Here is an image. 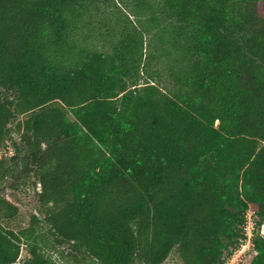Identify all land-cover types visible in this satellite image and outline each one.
Returning <instances> with one entry per match:
<instances>
[{
  "label": "trees",
  "instance_id": "16d2710c",
  "mask_svg": "<svg viewBox=\"0 0 264 264\" xmlns=\"http://www.w3.org/2000/svg\"><path fill=\"white\" fill-rule=\"evenodd\" d=\"M100 1L0 0V184L37 200L15 229L0 197V264H224L264 221V0H161L157 67L137 29L89 45Z\"/></svg>",
  "mask_w": 264,
  "mask_h": 264
},
{
  "label": "rangeland",
  "instance_id": "374dc122",
  "mask_svg": "<svg viewBox=\"0 0 264 264\" xmlns=\"http://www.w3.org/2000/svg\"><path fill=\"white\" fill-rule=\"evenodd\" d=\"M153 13L141 12L136 13L131 4V0H101L93 9L89 20H86V27L84 29V36L89 45L95 49L103 50L110 47L118 34L124 29H137L142 32L143 52L147 54L152 52L154 59L151 61L150 66L157 67L163 65L164 58L157 56L162 53V49L166 48V54H169L168 61L176 54V45L174 40L179 38L180 35L176 33L174 23H171L161 12L162 1L151 0ZM172 21V20H171ZM175 22V21H172ZM165 62V61H164ZM168 64L165 62V65ZM144 80L142 79L141 82ZM218 121L215 122L217 124ZM5 147L0 150V157L8 156ZM5 159L2 157L0 161ZM9 161L8 159H5ZM31 177L28 178V183L19 186L17 189H10L5 187V182H1L0 197L5 198L8 202L14 204L18 208V216L15 223L12 225L15 229L23 227L27 224L28 215L37 212V200L34 196ZM248 211V209H247ZM246 211V212H247ZM258 217V216H257ZM259 218V217H258ZM260 219L258 226L255 228V236H260L261 228L264 230V221ZM241 224V230L243 232ZM263 226V227H262ZM264 235V234H263ZM242 237V236H241ZM240 237V238H241ZM253 237V238H254ZM239 238V239H240ZM239 241V240H238ZM235 244L230 249V253L226 255L225 260L232 264H247L248 254L237 252L238 248ZM53 259L56 264H66L63 260L59 259L56 253H53ZM27 256L25 249L21 251L20 258L23 259ZM237 262V263H235ZM252 262V261H251ZM250 262V264H251ZM224 263H226L224 261ZM162 264H180V259L175 250H173Z\"/></svg>",
  "mask_w": 264,
  "mask_h": 264
},
{
  "label": "built area",
  "instance_id": "2783aa9c",
  "mask_svg": "<svg viewBox=\"0 0 264 264\" xmlns=\"http://www.w3.org/2000/svg\"><path fill=\"white\" fill-rule=\"evenodd\" d=\"M7 152L10 155L12 153L11 148L5 146ZM260 222V219L253 215L249 210L245 213L244 215V224L242 226L243 232H242V237L239 239L238 245L236 248H238L237 252H241L243 254H248V260L247 264H250L252 261L254 255L257 253V251L254 249L253 245V237L255 233V228L258 226V223ZM264 226V225H263ZM262 226V227H263ZM261 233L260 235L264 234L263 228H261ZM234 259H231V262L225 261L226 263L224 264H232ZM237 263V262H235Z\"/></svg>",
  "mask_w": 264,
  "mask_h": 264
}]
</instances>
